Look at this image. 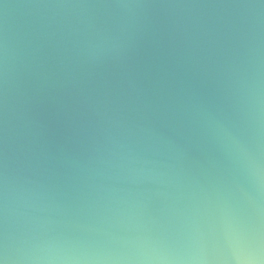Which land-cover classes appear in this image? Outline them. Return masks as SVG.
<instances>
[{
	"label": "water",
	"instance_id": "water-1",
	"mask_svg": "<svg viewBox=\"0 0 264 264\" xmlns=\"http://www.w3.org/2000/svg\"><path fill=\"white\" fill-rule=\"evenodd\" d=\"M0 264H264V0H0Z\"/></svg>",
	"mask_w": 264,
	"mask_h": 264
}]
</instances>
